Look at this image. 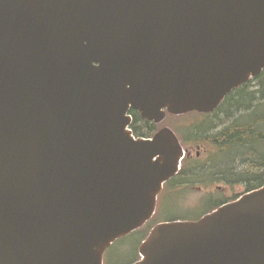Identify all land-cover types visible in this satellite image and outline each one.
Listing matches in <instances>:
<instances>
[{
    "label": "water",
    "instance_id": "95a60500",
    "mask_svg": "<svg viewBox=\"0 0 264 264\" xmlns=\"http://www.w3.org/2000/svg\"><path fill=\"white\" fill-rule=\"evenodd\" d=\"M264 72V0H0V264H103L183 146L131 109L213 113ZM136 264H264V186L156 226Z\"/></svg>",
    "mask_w": 264,
    "mask_h": 264
},
{
    "label": "rangeland",
    "instance_id": "374dc122",
    "mask_svg": "<svg viewBox=\"0 0 264 264\" xmlns=\"http://www.w3.org/2000/svg\"><path fill=\"white\" fill-rule=\"evenodd\" d=\"M255 90H257V87L250 89V91ZM219 115V120H214V123L219 125L218 130L208 134L207 136L214 137L222 129L232 125L234 117H229L233 115V109L225 107ZM238 115L239 113L234 116ZM212 119L214 118L212 117ZM199 120L200 117L193 114L184 117H169L161 125V127L171 128L177 135H183L185 130L189 131L183 135L181 139L184 140L186 145L190 144L195 148V150H193V154H196L197 152L200 153L199 161L203 170L198 171L191 178H189V181L193 182L194 185H176L172 187L173 193L175 195L179 194V201H175L174 196L163 197L160 207H158L157 216H155L153 218L154 220H152L149 224L150 228L153 225L156 226L157 224L166 222V220L177 215H187L190 219H196L202 212L208 209L207 204L215 206L224 202L225 199H232L233 197L239 196L245 192V187L243 185L227 186L224 182H217L215 179L217 173L224 175L225 173H231L235 169L236 172H248L251 174L258 172L256 165L252 162V159L256 155L251 150L250 152L245 151L237 157L232 155L231 159L227 160L226 155H220L219 148L215 149L210 144L202 141L197 143L191 142V139L195 138L191 135L189 126L191 127ZM191 128H195V126ZM191 162L192 161H189V166ZM187 164L188 162L185 163L184 168ZM200 178L201 181L199 182ZM144 236V233H134L120 239L107 251L106 260L108 263L132 264L138 258V247Z\"/></svg>",
    "mask_w": 264,
    "mask_h": 264
},
{
    "label": "trees",
    "instance_id": "16d2710c",
    "mask_svg": "<svg viewBox=\"0 0 264 264\" xmlns=\"http://www.w3.org/2000/svg\"><path fill=\"white\" fill-rule=\"evenodd\" d=\"M253 87H257V90L250 91ZM225 107L233 109V115L229 117H234L232 125L222 129L214 137L207 136L218 130L219 125L214 123V120H219V114ZM237 113L239 115L234 116ZM132 115L135 118L132 129L136 136L151 137L157 132L156 125L143 121L134 110H132ZM197 124L195 128L190 127L191 135L195 138L191 139V142H206L215 149L219 148L220 155L224 154L230 157L235 155L237 157L245 151L250 152V150L256 155L252 162L257 167V173L236 172V169L224 175L217 173L219 176L215 177L217 182H224L231 186L243 185L248 191L264 185V74L230 95L216 114L200 116V121ZM188 166L189 162L175 183L194 185L189 181V178L203 169L200 161L196 159L192 160L189 168Z\"/></svg>",
    "mask_w": 264,
    "mask_h": 264
},
{
    "label": "bare ground",
    "instance_id": "6f19581e",
    "mask_svg": "<svg viewBox=\"0 0 264 264\" xmlns=\"http://www.w3.org/2000/svg\"><path fill=\"white\" fill-rule=\"evenodd\" d=\"M178 119V118H177ZM184 119V118H183ZM182 125V124H181Z\"/></svg>",
    "mask_w": 264,
    "mask_h": 264
},
{
    "label": "flooded vegetation",
    "instance_id": "af4514ba",
    "mask_svg": "<svg viewBox=\"0 0 264 264\" xmlns=\"http://www.w3.org/2000/svg\"><path fill=\"white\" fill-rule=\"evenodd\" d=\"M198 155V154H197ZM199 156V155H198Z\"/></svg>",
    "mask_w": 264,
    "mask_h": 264
}]
</instances>
